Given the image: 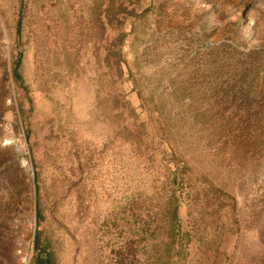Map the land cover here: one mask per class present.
Listing matches in <instances>:
<instances>
[{
    "label": "rangeland",
    "instance_id": "1",
    "mask_svg": "<svg viewBox=\"0 0 264 264\" xmlns=\"http://www.w3.org/2000/svg\"><path fill=\"white\" fill-rule=\"evenodd\" d=\"M42 232L59 264H264V0H0V264Z\"/></svg>",
    "mask_w": 264,
    "mask_h": 264
},
{
    "label": "trees",
    "instance_id": "2",
    "mask_svg": "<svg viewBox=\"0 0 264 264\" xmlns=\"http://www.w3.org/2000/svg\"><path fill=\"white\" fill-rule=\"evenodd\" d=\"M19 23L20 22H18V24ZM21 67H22V57L18 53L12 61L13 75L16 80H18L20 77L19 72H20ZM178 207L181 208L180 205H178ZM176 211H177V208H176ZM45 236L46 235L43 232L40 234L39 233L35 234V237L33 240V249H34L35 255L33 257L32 264H59L58 252L47 249L48 246L46 245H45L46 247L43 246V240L46 239ZM154 261H153L154 264H159V262L156 261L155 259Z\"/></svg>",
    "mask_w": 264,
    "mask_h": 264
},
{
    "label": "built area",
    "instance_id": "3",
    "mask_svg": "<svg viewBox=\"0 0 264 264\" xmlns=\"http://www.w3.org/2000/svg\"><path fill=\"white\" fill-rule=\"evenodd\" d=\"M26 257H27V255L24 256V260H23V262H24L25 264H26V260H27Z\"/></svg>",
    "mask_w": 264,
    "mask_h": 264
}]
</instances>
